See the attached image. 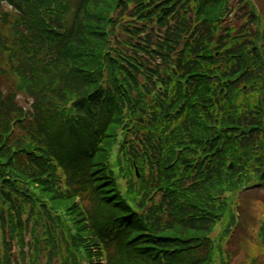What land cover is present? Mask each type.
Masks as SVG:
<instances>
[{"label": "trees", "instance_id": "trees-1", "mask_svg": "<svg viewBox=\"0 0 264 264\" xmlns=\"http://www.w3.org/2000/svg\"><path fill=\"white\" fill-rule=\"evenodd\" d=\"M262 13L0 0V264H257L264 203L227 239L264 182Z\"/></svg>", "mask_w": 264, "mask_h": 264}, {"label": "rangeland", "instance_id": "rangeland-1", "mask_svg": "<svg viewBox=\"0 0 264 264\" xmlns=\"http://www.w3.org/2000/svg\"><path fill=\"white\" fill-rule=\"evenodd\" d=\"M256 1H259V0H256ZM258 194L261 196H264V191H259ZM247 199H249V198H247ZM244 206H245V203H244ZM243 213H244L243 218L245 219L246 224H252L251 221H252L254 214H255L254 210L251 207L249 209L246 208V209H244ZM246 258H247V254L242 249L239 252L234 264H243L244 262H246ZM257 261L259 262L258 264H264V256H262L260 253H258L257 254Z\"/></svg>", "mask_w": 264, "mask_h": 264}]
</instances>
